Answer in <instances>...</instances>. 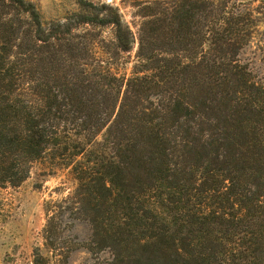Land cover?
I'll return each instance as SVG.
<instances>
[{"label": "trees", "instance_id": "1", "mask_svg": "<svg viewBox=\"0 0 264 264\" xmlns=\"http://www.w3.org/2000/svg\"><path fill=\"white\" fill-rule=\"evenodd\" d=\"M123 2L0 0V190L43 161L76 183L31 264H264V0Z\"/></svg>", "mask_w": 264, "mask_h": 264}, {"label": "rangeland", "instance_id": "2", "mask_svg": "<svg viewBox=\"0 0 264 264\" xmlns=\"http://www.w3.org/2000/svg\"><path fill=\"white\" fill-rule=\"evenodd\" d=\"M39 12L44 23H64L78 12V0H25ZM93 5L107 4L118 8L123 19L130 21V9L123 0H84ZM110 28L103 30L108 38ZM135 48L131 52L133 60ZM133 63H122L112 67L118 77H130ZM264 75V65L259 70ZM76 188L69 170L52 168L48 161L32 164L28 178L16 188L0 190V264H31L35 249L42 250V228L45 224L44 206L71 195ZM90 234L85 222L75 223L74 237L86 239ZM98 257V256H97ZM95 255L85 252L73 253L68 264H93ZM130 264H141L131 262Z\"/></svg>", "mask_w": 264, "mask_h": 264}]
</instances>
